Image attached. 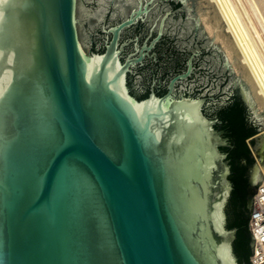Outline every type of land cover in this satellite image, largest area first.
<instances>
[{"label": "water", "instance_id": "obj_1", "mask_svg": "<svg viewBox=\"0 0 264 264\" xmlns=\"http://www.w3.org/2000/svg\"><path fill=\"white\" fill-rule=\"evenodd\" d=\"M143 1L0 0V264H238L227 138L202 99L132 98L126 73L143 55L122 64L120 33L148 14L122 34L142 41L160 23V60L133 69L136 92L192 53L180 94L206 97L214 116L237 92L256 133L253 194L264 110L194 5Z\"/></svg>", "mask_w": 264, "mask_h": 264}, {"label": "bare ground", "instance_id": "obj_2", "mask_svg": "<svg viewBox=\"0 0 264 264\" xmlns=\"http://www.w3.org/2000/svg\"><path fill=\"white\" fill-rule=\"evenodd\" d=\"M197 17L207 33L220 43L227 61L232 62L248 88L258 108L256 114H261L264 110V0H204L198 5ZM261 174L264 178V167ZM261 184L264 186V179Z\"/></svg>", "mask_w": 264, "mask_h": 264}, {"label": "flooded vegetation", "instance_id": "obj_3", "mask_svg": "<svg viewBox=\"0 0 264 264\" xmlns=\"http://www.w3.org/2000/svg\"><path fill=\"white\" fill-rule=\"evenodd\" d=\"M142 1V4H144V1ZM151 0L146 1V3H148ZM137 9V7L135 8ZM132 9V10H135ZM148 10V9H147ZM130 13V12H129ZM128 13V15H129ZM127 15V16H128ZM148 14L142 15L141 18L142 20L147 16ZM127 16L125 18H127ZM168 16V15H167ZM165 16V18L167 17ZM125 18H120L121 20L125 19ZM162 18V17H161ZM142 20H138L136 21L132 26L122 30V32L120 33V38H119V46H122V51L120 54V61L122 64H124L126 61H130L133 59H137L139 57L140 54L143 55L142 59L140 62H136L134 64H132L131 66L128 67L127 73H126V87L128 90L129 95L134 98L137 101H141L144 99H147L151 94L154 95L157 98H163L165 96H169V98L172 99H179V98H192V99H202L204 100V104L202 107V112L203 114L211 120H217V124L215 125V129L218 131H222L224 133L225 138H227L228 140V144H229V148H225L222 151L224 153H226L227 155V160H228V164L230 166V177L233 174L232 171V157H230V152L229 151H233L235 150V143H234V136L232 135V131L230 130V127L228 125V122L226 120L223 119V112L225 111V109L227 110L228 108L232 107L235 103L239 104V107L242 109V119H243V123L245 125V127L247 129H250L251 131H253V135L249 136L248 138H246V140H251L252 137L256 134L255 131L252 129V122L249 120V118L247 117L246 114V110L244 109V107L242 106V104L239 101V98L237 96V92L235 95L234 100L228 104L227 106L221 107L220 111L215 114L214 116L208 114V111H206L205 109V104L207 101L206 97H200V96H195V95H182L180 94V90L178 89L180 84L187 80L188 78L191 77V75L194 73V66H193V56H195V54H191V56H189L187 59H185V61L183 62V64L180 66V63L178 62L176 67H181L177 72H174L173 74H171L169 76V69L170 67L165 66L162 70V75L167 76L168 78L165 80V82L162 84V80L157 79L155 74L152 73V76L149 78V82L146 88H144V90H142L141 92H136L135 90H133L132 88V76H134L133 73V69L137 68L138 66H143L144 62L148 59H150L153 63L157 64L158 60H160V58H157V54L154 52V49L156 48V44L159 42V39L161 37H159V39L154 42L152 45L151 43L154 41V39H156L157 35H158V31H159V25H158V30L157 33L155 34L154 37H151L150 39H148V37H144L142 39V41L139 40V36L135 35L133 38L131 39H127V40H122V34L130 29L131 27L135 26L138 22H141ZM162 20V19H161ZM164 21V19L162 20ZM163 27L161 29V33L163 31ZM131 43L132 45V51L130 53L124 54L125 53V48L126 46ZM151 45V46H150ZM143 47L146 48V50L143 49ZM188 63H190V67H191V71L189 73L188 76H185L183 78H181L183 75H185L187 73L188 70ZM173 82V83H172ZM172 83L171 89H170V84ZM245 140V141H246ZM251 157V155H250ZM234 165L237 166L238 168L242 169L241 171V177L243 180H245V186H244V192H245V216H247V212H250V206H249V201L252 197V188H253V182H252V178L249 175V171H248V163L247 161L243 158V157H239L237 159H235L234 161ZM229 177V180H230ZM231 182V180H230ZM232 183V182H231ZM233 187V184H232ZM234 188L232 189L233 192ZM231 192V194H232ZM231 199V197H230ZM230 202V200H229ZM234 209V208H233ZM227 222H228V214H227Z\"/></svg>", "mask_w": 264, "mask_h": 264}, {"label": "trees", "instance_id": "obj_4", "mask_svg": "<svg viewBox=\"0 0 264 264\" xmlns=\"http://www.w3.org/2000/svg\"><path fill=\"white\" fill-rule=\"evenodd\" d=\"M242 109L238 103L223 112V119L228 122L232 135L234 136L235 150L229 151L232 157L233 174L230 180L233 184L230 203L233 205V218L228 219L227 228L236 229L235 239L233 241V252L237 258L238 264H250L251 255V237L248 231V219L250 212L245 216V180L241 177L242 169L234 165L235 159L243 157L247 163L251 162L250 151L245 143L246 138L253 135V131L247 129L242 119Z\"/></svg>", "mask_w": 264, "mask_h": 264}, {"label": "built area", "instance_id": "obj_5", "mask_svg": "<svg viewBox=\"0 0 264 264\" xmlns=\"http://www.w3.org/2000/svg\"><path fill=\"white\" fill-rule=\"evenodd\" d=\"M253 209L249 220V232L254 238L251 264H264V186L260 184L252 196Z\"/></svg>", "mask_w": 264, "mask_h": 264}, {"label": "rangeland", "instance_id": "obj_6", "mask_svg": "<svg viewBox=\"0 0 264 264\" xmlns=\"http://www.w3.org/2000/svg\"><path fill=\"white\" fill-rule=\"evenodd\" d=\"M199 1V2H198ZM201 2H204V0H187L186 1V3H185V6H187L188 8H191V6L192 5H194V9H195V7H196V9H195V12H196V14H197V8H198V5H199V3H201ZM188 4V5H187ZM190 5V6H189ZM201 23V22H200ZM201 25H202V23H201ZM202 28H203V30H204V32H205V34H206V36L208 37V39H212V37L207 33V31L204 29V26L202 25ZM212 44H214V45H219V47H220V49L222 50V47H221V45H220V43L219 42H217V41H215L214 39H213V41H212ZM222 52H223V50H222ZM229 63V65L230 64H232V62L230 61V62H228ZM230 67L232 68V70H233V72H234V75L235 76H238L239 77V74H238V72L235 70V68H234V66H233V64L232 65H230ZM236 71V72H235ZM237 73V74H236ZM255 109H258V108H256L255 107ZM259 111V110H258ZM260 113H261V111H259ZM262 121H264V120H262Z\"/></svg>", "mask_w": 264, "mask_h": 264}]
</instances>
